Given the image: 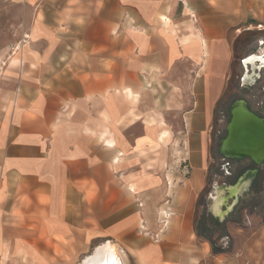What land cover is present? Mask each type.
Returning a JSON list of instances; mask_svg holds the SVG:
<instances>
[{"label": "crops", "instance_id": "crops-1", "mask_svg": "<svg viewBox=\"0 0 264 264\" xmlns=\"http://www.w3.org/2000/svg\"><path fill=\"white\" fill-rule=\"evenodd\" d=\"M7 1L22 16L0 46V264L107 242L122 264H264V221L234 206L203 238L194 220L201 194L259 171L209 179L235 42L264 43V0Z\"/></svg>", "mask_w": 264, "mask_h": 264}, {"label": "rangeland", "instance_id": "rangeland-1", "mask_svg": "<svg viewBox=\"0 0 264 264\" xmlns=\"http://www.w3.org/2000/svg\"><path fill=\"white\" fill-rule=\"evenodd\" d=\"M21 16V6L12 5L7 0H0V46L11 45L19 36V30L17 31V29L21 28ZM259 37L256 32L251 31L242 34L235 42V59L231 77L223 96L217 103L210 131L209 179L214 184L216 182H232L242 170L254 167L248 157L232 158L220 153L219 145L225 137L230 109L237 101H244L247 108L264 119V43L259 44V42H256ZM249 52L256 54L250 61L252 71L242 78L243 69L240 60L242 56ZM247 176L246 191L239 195L238 203L225 218L240 220L244 217L246 220L249 218L256 219L258 222L264 221V161L260 163L258 172ZM207 197L209 201L212 200L213 195H211V192L205 191L197 202L194 216L195 228L200 237L213 238L215 235H222L223 228L216 224L218 220L215 215L209 213L208 205L210 202H205ZM245 210H247L248 217L245 215ZM95 246L88 248L86 254L80 257L71 254L69 264H78L84 256L94 252ZM55 252L56 255L62 254L61 248L59 250L55 247ZM18 264H35V262L23 254ZM57 264H61V261Z\"/></svg>", "mask_w": 264, "mask_h": 264}, {"label": "bare ground", "instance_id": "bare-ground-1", "mask_svg": "<svg viewBox=\"0 0 264 264\" xmlns=\"http://www.w3.org/2000/svg\"><path fill=\"white\" fill-rule=\"evenodd\" d=\"M258 118L259 116L247 108L244 101H237L233 108L229 136L223 140L221 146L223 153L229 157L238 158L250 154L255 163L263 160L264 125ZM244 185V183L231 185L227 190L216 188L211 202V211L215 217L224 219L225 215L235 206ZM229 199L231 202L227 204ZM120 255L115 245L107 242L95 248L94 252L85 256L79 264H122Z\"/></svg>", "mask_w": 264, "mask_h": 264}, {"label": "water", "instance_id": "water-1", "mask_svg": "<svg viewBox=\"0 0 264 264\" xmlns=\"http://www.w3.org/2000/svg\"><path fill=\"white\" fill-rule=\"evenodd\" d=\"M239 101H242V100H239ZM237 103V102H236ZM236 103L231 107V109H230V118H229V120H228V122H227V126H226V133H225V137L221 140V142H220V145H219V152L220 153H222V154H224V155H226V156H228L227 154H225V153H223V151H222V148H221V146H222V143H223V140H225L228 136H229V133H230V124H231V122H232V120H233V108L236 106ZM253 112V111H252ZM254 113V112H253ZM256 114V113H255ZM257 115V114H256ZM257 116H259V115H257ZM259 120H261L262 122H263V125H264V119L262 118V117H260L259 116V118H258ZM229 157V156H228ZM243 157H248V158H250V159H252L253 160V158H252V156L250 155V154H248V155H246V156H243ZM243 157H240V158H243ZM232 158H238V157H232ZM264 161V159L263 160H261L259 163H257V164H260L261 162H263Z\"/></svg>", "mask_w": 264, "mask_h": 264}, {"label": "built area", "instance_id": "built-area-1", "mask_svg": "<svg viewBox=\"0 0 264 264\" xmlns=\"http://www.w3.org/2000/svg\"><path fill=\"white\" fill-rule=\"evenodd\" d=\"M164 215H165V216H163V218H167V215H168V214L165 213ZM161 223H162L163 225H165V220H162Z\"/></svg>", "mask_w": 264, "mask_h": 264}]
</instances>
